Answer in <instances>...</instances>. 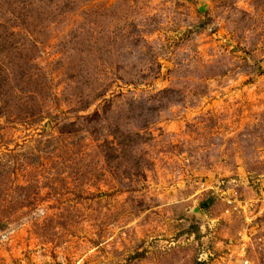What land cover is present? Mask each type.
Listing matches in <instances>:
<instances>
[{"label": "rangeland", "instance_id": "1", "mask_svg": "<svg viewBox=\"0 0 264 264\" xmlns=\"http://www.w3.org/2000/svg\"><path fill=\"white\" fill-rule=\"evenodd\" d=\"M0 264H264V0H0Z\"/></svg>", "mask_w": 264, "mask_h": 264}]
</instances>
